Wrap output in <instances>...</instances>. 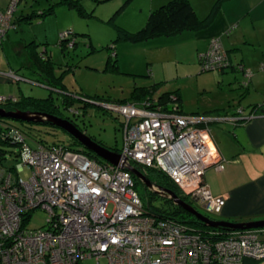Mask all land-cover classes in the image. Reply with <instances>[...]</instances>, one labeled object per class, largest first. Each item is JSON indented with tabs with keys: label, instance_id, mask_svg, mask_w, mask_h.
Masks as SVG:
<instances>
[{
	"label": "built area",
	"instance_id": "built-area-1",
	"mask_svg": "<svg viewBox=\"0 0 264 264\" xmlns=\"http://www.w3.org/2000/svg\"><path fill=\"white\" fill-rule=\"evenodd\" d=\"M19 2L11 0L6 10H0V34L14 27ZM71 33H62V40ZM200 59L205 71L221 72L231 65L218 37L212 38ZM238 68L249 77L252 74L243 64ZM6 99L0 97V102ZM103 107L125 118L124 147L119 152L127 164L156 168L189 200L201 202L210 212L222 211L226 198L214 195L205 177L209 168L223 171L227 163L208 126L211 117L183 112L176 93L166 103L104 102ZM257 116V111L239 106L229 119L237 125ZM7 136L20 145V157L13 165H0V264H85L88 259L95 264H244L247 258L264 260V234L257 229L199 231L147 206L135 187V175L126 168L101 163L63 144L34 147L16 127ZM25 166L31 169L27 179L21 176ZM38 209L46 212V223L29 228Z\"/></svg>",
	"mask_w": 264,
	"mask_h": 264
},
{
	"label": "rangeland",
	"instance_id": "rangeland-1",
	"mask_svg": "<svg viewBox=\"0 0 264 264\" xmlns=\"http://www.w3.org/2000/svg\"><path fill=\"white\" fill-rule=\"evenodd\" d=\"M10 1L2 0L3 3L8 5ZM59 1L21 0L17 5L14 19L22 18V15L32 14L33 12L43 13ZM75 1L80 2L84 13L76 7H70L68 4H56L55 13L51 15L45 14L44 16H41L42 14L36 15L31 22L30 20L21 19V24H17L18 30L12 28L4 34L3 40L0 38L4 43L3 48H0V70L3 73L4 71L10 73L9 76L5 73L4 77H6V80L0 79V95L10 98L9 96L14 92L13 95L19 96L18 98L22 99L24 96H32L39 103L42 99L53 97L55 104L59 107L55 111L58 113L56 115L70 120L84 134L98 143L113 150H122L124 147V116L116 112L112 113L98 104L103 105L106 101L83 100V98H86V96L87 98L90 96L93 99L98 97L115 100L108 102L122 103L117 100L130 98L135 86H148L158 80L159 77L157 75L153 77L149 73L151 67H149L148 53L152 50L151 48H146L142 43H122L116 42V40L119 35L117 26L120 25L123 28L131 29L137 17L144 15L148 19L152 9L159 6L157 4H159L160 0H131L122 13L116 12L127 0ZM165 1L168 3L170 0ZM213 3L207 4V0H199L196 7L199 8L200 14V10H203V8L207 10L208 7L209 11L204 14L206 16L212 10ZM146 21L142 26L146 24ZM67 31H71V35L66 37L68 39L62 40L61 34ZM113 43L117 46V56H114V50L109 48L113 46ZM34 45H38L39 50ZM119 45L120 48H118ZM15 46L19 48L17 49ZM171 46L173 49L159 53L160 58L164 57L166 59L164 64H167V79H164L167 81L161 90L181 88L183 97L182 111L185 113L198 115L216 114L211 110L222 104L221 106H224L226 110H230L229 114L232 115L233 107L231 108V105L240 104L235 100H239L238 97L246 89L241 87L240 83H238L240 81L235 80V74L240 73L227 69L226 73L221 72L222 74L220 75L233 76V79L218 80L219 77L216 78V74H219V71H205L202 69L200 54L204 53V51L197 54L194 43H192V46L183 45L182 47L171 43ZM46 48H48L47 52ZM35 49L39 52V56L40 52L41 54H50L52 56L55 74L60 78L58 79L60 87H64L65 90L60 91L45 82V79L40 74L42 73L41 67L36 63L35 68L27 67V64L30 63V55ZM175 51H179L176 60L174 59ZM110 57L118 60L117 66L113 65ZM183 57L185 59L198 57V69L197 66L184 65L185 61L180 59ZM9 63L14 71L9 68ZM41 63L43 62L41 61ZM177 65H179V69H176ZM150 66H153V64ZM161 66V63L157 64V69H160ZM157 69L153 67V72L157 73ZM45 70L50 72V69L45 68ZM238 76L241 77L240 75ZM220 81L222 82L219 83ZM249 84L250 80L246 87ZM64 93L73 97L69 98L71 101L68 104L65 102L66 96ZM230 102L231 105L229 104ZM221 114H225V111L221 112ZM6 120L9 124L22 129L28 135L30 144L34 147L38 146L40 142L44 144L61 143L76 150H87L78 140L75 141L65 129L52 123H22L8 118ZM230 122L235 125L232 121ZM227 123L228 121L211 124L213 138L223 148L227 144L222 138L223 135L227 136L232 142L235 137L234 127L229 126ZM3 125L8 127L6 122ZM225 128L228 131H224L223 129ZM0 150H2L0 161L3 157L7 158L3 161V164L13 165L16 163L17 146L0 140ZM93 153L96 154L95 152ZM96 155L99 156L98 154ZM101 159L105 163L108 162L103 158ZM30 172L31 169L25 166L21 176L27 179L31 175ZM137 188L140 193L143 192L142 183L139 182ZM151 192L155 194L154 191L151 190ZM165 198L157 194V199H153L152 206L154 208L165 207ZM144 200L147 203L145 197ZM190 201L203 214L213 219H221V213L208 211L199 201L192 199ZM46 218V212L38 209L33 212L28 227L32 229L41 228L45 225ZM257 230L264 233V228ZM260 261L261 264L264 263L263 260ZM85 264H95V260L88 259Z\"/></svg>",
	"mask_w": 264,
	"mask_h": 264
},
{
	"label": "crops",
	"instance_id": "crops-1",
	"mask_svg": "<svg viewBox=\"0 0 264 264\" xmlns=\"http://www.w3.org/2000/svg\"><path fill=\"white\" fill-rule=\"evenodd\" d=\"M190 1L198 16L200 18H205L207 14L206 16H204V14L206 11H209V8L207 7V10L203 8V10H200V14L199 8L196 7L199 0ZM214 1L217 0H207V4L213 3ZM165 3H167V1L160 0L159 4H157L159 6L155 8H158ZM6 5L8 4L3 3L2 0H0V10H6ZM146 20L147 16L143 15L137 17L132 24L131 29L128 28V30H138ZM13 23L14 27L12 28L18 30V20L14 19V17ZM5 33L0 34L2 40L4 39L3 36ZM213 37L221 38L232 64V67L228 70L240 73L235 74L234 77L236 81H240L238 83H240L243 89V83L250 80L249 86L245 87L246 89H244L243 94H241L242 97L240 96L238 97L239 100H235L240 104L233 106L231 105V102L229 103L231 108L233 107L232 113H235L238 106L245 107L247 111L250 107L256 106L258 116L238 125H233L229 120L209 122L208 126L211 129L212 123H223L224 121H228L227 124L235 129V137L232 142L227 136L223 135L222 138L224 142L227 143L224 148L222 146L220 147L215 140L221 153L226 158V168L223 171H216L214 168H209L205 176L206 182L214 195H223L226 198V204L220 212L221 220L244 222L264 219V70H261V64L264 61V0H227L223 3L214 22L206 29L199 31L187 30L175 36H158L142 42L146 48L152 49L148 53L149 67L152 68L149 70L153 73V77L156 75L159 77L158 80L153 83H159L157 92L154 96L160 97L164 93L176 92V94H179L183 99L181 88L174 90H170L169 88L165 91L161 90L162 86L167 81L164 80L167 79V64H164L166 59L164 57L160 58L159 53H164L173 49L171 43L173 45H179V47H182L183 45L192 46V43H194L197 49V54L201 53V51H204L205 53L209 48ZM1 39L0 48H3L4 43ZM37 46L34 45L35 48H38ZM15 47L17 49L19 48L17 46ZM118 48H120V45ZM46 49L48 51V48ZM35 51L37 50L35 49ZM176 51L174 55L175 60L179 55V51ZM50 57L52 58V56ZM180 59L185 61L184 65L191 67L197 66L198 69V57H193L191 59H185V57H183ZM29 62L30 63L27 64V67L29 68H35V63L38 66L43 65V63L40 65L38 64L37 57L33 56V53L30 55ZM159 63H161L162 66L160 69H157V64ZM152 64L153 66H150ZM239 64H243L245 69L252 70L250 77L245 71L237 68V65ZM9 65V68L14 71L10 63ZM44 65L46 67H43ZM44 65L41 66L42 73L40 74L43 79H45V82L53 83L55 76H57L54 71L55 68L54 66L52 67V64ZM153 67L158 70L157 73L153 72ZM45 68L50 69V72H46ZM176 69H179V65L176 66ZM5 73H7L8 76L10 74L8 71H4L3 73L2 70H0V79L6 80V77H4ZM224 73H226V71ZM220 74L222 73L220 72L219 74H216V78L219 77L218 80L225 81L227 78L233 79V76ZM13 93H11L9 97L17 99L19 96H15ZM0 97L2 96L0 95ZM221 105L216 106L211 110L215 111L216 114L206 115L219 118L225 117L226 115L229 116L230 110H226L224 106ZM223 111H225V114H221ZM223 130L228 131L227 128Z\"/></svg>",
	"mask_w": 264,
	"mask_h": 264
},
{
	"label": "trees",
	"instance_id": "trees-1",
	"mask_svg": "<svg viewBox=\"0 0 264 264\" xmlns=\"http://www.w3.org/2000/svg\"><path fill=\"white\" fill-rule=\"evenodd\" d=\"M130 1L131 0H127L125 2V4L116 13H121L124 10V8L129 5ZM225 1H227V0H217L215 2V4L213 5L210 13L205 18H200L190 0H170L168 3H165V4L161 5L160 7L153 9L148 16L146 24L136 31H130L126 28L121 27L120 25L117 26L119 29V35H118V39L116 40V42L142 43L148 39L158 37V36H175V35H178V34L184 32V31H187V30L199 31V30L206 29L207 27H209L214 22L217 14L221 10L222 5ZM56 4H68L70 7H76L79 9V11L84 13L82 5L80 4V2L75 1V0H60L59 2H57L53 6H51V8L49 10H47L43 13L33 12L32 14L30 13L27 15H22V18H16V19L18 20V23L21 24L20 23L21 19L30 20V22H31L34 19L33 17L36 15H41V14H42L41 16H44L45 14L51 15V14L56 12ZM213 38H215V37H213ZM115 43H113V46L109 47V48L113 49L114 50V53H113L114 56H117V52H116L117 46ZM46 52H47V50H46ZM33 56L37 57L39 65L42 64L41 63V61H42L43 64H46V65L52 64V67L54 66V61L49 56V54H40V56H41L40 57L39 53L34 50ZM110 61L113 63V65L117 66V64H118L117 59H113L112 57H110ZM41 66H43V65H40V67ZM43 67H45V66H43ZM231 67H232V64L228 68H226L225 70H223L221 72H225L227 69H229ZM237 68H238V65H237ZM152 74L153 73L150 71V75H152ZM58 79H60V78H58V76H55L54 82L48 83V84L50 86H52L53 88L59 89L60 91L63 89L65 90L64 87H62V88L60 87V81ZM158 85H159V83H155V84L148 85V86H135L134 90L132 91V95L130 98H122V99H118L117 101L122 102V103L132 102V101L141 103V102L151 100L154 103H156V102L166 103L169 99V96L171 94H173V92L164 93L160 97H155L154 95L157 92ZM243 86L246 87L244 85V83H243ZM65 96H66L65 102H66V104H68L69 101H71V99H69V98H73V97L71 95H66V94H65ZM178 97H179V100L181 103V107H183L182 98L179 94H178ZM85 99H90V100H95V101H106V102L115 101L112 99H104V98H98V97L93 99V98H90V96H89V98H87V96H86V98H83V100H85ZM0 107L4 108L7 111L31 110V111L49 112V113H52L55 115L58 114L55 111L57 110V108H59L55 104L53 97L47 98V99H42L41 102L39 103L37 101V99L33 98L32 96H24L22 99L17 98L15 100L13 98H7L6 101L0 102ZM250 109H251V111H254V110L257 111L256 106L250 107ZM6 119L7 118L0 117V140H2L4 143L12 144V145L18 147V152L16 154V160H18L20 157L19 156V151H20L19 146L20 145L18 144L17 141H15V140L11 139L9 136H7L8 130L11 127H15V126L9 124ZM5 122L8 124V127H4L3 123H5ZM20 122H22V123H33V122H25V121H20ZM240 123H242V122H240ZM240 123H238V124H240ZM18 129L21 130L22 132H24L22 129H20V128H18ZM24 134H26V133L24 132ZM26 138H27L28 143H30L29 137L27 134H26ZM75 141H76V139H75ZM40 143H42V142H40ZM53 144H61V143H53ZM49 145H51V144H49ZM63 145H65V144H63ZM65 146L70 148V149L76 150V149L72 148L71 146H68V145H65ZM83 151L85 153H87L88 155H90L92 158H96L99 162L105 163V161L102 160L96 154H94V153L92 154V153L88 152V150H83ZM115 151L119 152L121 150H115ZM1 152H2V150H0V153ZM2 154H4V153H2ZM6 159L7 158L3 157L0 161V165H2L3 161ZM136 167H138L141 171H143L147 175V177L149 179H151L152 182L156 186H163V187L171 188L172 190L177 192L181 198H183L184 200H186L189 203L192 202L189 200V196L182 194L181 191L176 187V185L160 170H158L156 168H152V167H149L146 170H144V168L140 165H136ZM134 178H135V187L138 191H139V189L137 188L138 183L140 182L143 184L144 189H143V192L140 194H141L143 200L145 197V199L147 201V203H146L144 200L145 204L149 207L151 206L152 208H154L152 206V201H153V199L154 200L157 199V193L153 194V192H151V190L146 186V184L144 182H142L136 176H134ZM164 202L166 204L165 207H157L154 209L157 210L158 212L162 213L163 215H170L176 219H179L183 222L188 223L191 226H194L195 228H199L198 229L199 231H201V230H214V231L227 232V230H228V229L222 228V227L214 228V227L205 226L203 223L197 221L195 216L192 215L190 212L186 211L181 206L175 204L172 199L165 198ZM260 262L261 261L254 260L251 258H247V259H245L244 264H260ZM214 264H218V263H214Z\"/></svg>",
	"mask_w": 264,
	"mask_h": 264
},
{
	"label": "water",
	"instance_id": "water-1",
	"mask_svg": "<svg viewBox=\"0 0 264 264\" xmlns=\"http://www.w3.org/2000/svg\"><path fill=\"white\" fill-rule=\"evenodd\" d=\"M98 103V102H96ZM99 105L103 106L102 104L98 103ZM235 114V113H233ZM232 114V115H233ZM229 116H225L222 118L219 117H211V121H223L229 120ZM0 117L14 119L17 121H25V122H33V123H52L56 126L62 127L65 129L72 137L78 140L86 149H89L96 154H98L101 158L107 160L108 162L121 166L130 170L135 176L139 177L146 185L150 188V190L154 191L161 196H164L168 199H172L175 204L181 206L186 211L190 212L192 215L195 216L197 221L203 223L205 226L214 227V228H226L231 231H238V230H246V229H257V228H264V219L254 220V221H244V222H233L228 220H218L213 219L199 210H197L191 203L185 201L181 198L177 192L172 190L171 188L163 187V186H156L151 179L147 177L145 173H143L140 169L132 164H127L125 159H123L122 154L112 150L94 139L90 138L86 134H84L77 126L72 123L70 120L66 118H62L58 115L43 112V111H7L4 108L0 107Z\"/></svg>",
	"mask_w": 264,
	"mask_h": 264
},
{
	"label": "flooded vegetation",
	"instance_id": "flooded-vegetation-1",
	"mask_svg": "<svg viewBox=\"0 0 264 264\" xmlns=\"http://www.w3.org/2000/svg\"><path fill=\"white\" fill-rule=\"evenodd\" d=\"M88 150V152L90 151L89 149H87ZM90 153H92L93 154V152L92 151H90Z\"/></svg>",
	"mask_w": 264,
	"mask_h": 264
},
{
	"label": "bare ground",
	"instance_id": "bare-ground-1",
	"mask_svg": "<svg viewBox=\"0 0 264 264\" xmlns=\"http://www.w3.org/2000/svg\"><path fill=\"white\" fill-rule=\"evenodd\" d=\"M198 115V114H197ZM223 210V209H222ZM257 229H263V228H257ZM264 234V233H263Z\"/></svg>",
	"mask_w": 264,
	"mask_h": 264
},
{
	"label": "clouds",
	"instance_id": "clouds-1",
	"mask_svg": "<svg viewBox=\"0 0 264 264\" xmlns=\"http://www.w3.org/2000/svg\"><path fill=\"white\" fill-rule=\"evenodd\" d=\"M239 107V106H238ZM245 108V107H244ZM113 150V149H112ZM118 152V151H117ZM120 153V152H119ZM210 217V216H209Z\"/></svg>",
	"mask_w": 264,
	"mask_h": 264
}]
</instances>
